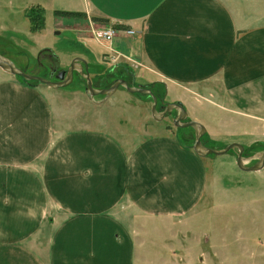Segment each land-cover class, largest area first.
Masks as SVG:
<instances>
[{"label": "crops", "instance_id": "0c3cea01", "mask_svg": "<svg viewBox=\"0 0 264 264\" xmlns=\"http://www.w3.org/2000/svg\"><path fill=\"white\" fill-rule=\"evenodd\" d=\"M14 3L26 8L34 36L47 32V11L76 13L55 14V34L105 50L101 65L74 54L88 71L94 67L93 79L118 70L135 85L164 88L165 99L172 88L170 102L211 101L245 120V132L264 130V11L257 0ZM32 13L42 29H32ZM102 25L134 33L118 32L104 44L92 34ZM62 113L48 90L0 69V264H135L143 223L189 213L203 197L205 158L173 132L141 131L134 143L118 137L125 130L63 131L56 122Z\"/></svg>", "mask_w": 264, "mask_h": 264}, {"label": "rangeland", "instance_id": "374dc122", "mask_svg": "<svg viewBox=\"0 0 264 264\" xmlns=\"http://www.w3.org/2000/svg\"><path fill=\"white\" fill-rule=\"evenodd\" d=\"M257 1L264 11V0ZM25 11L26 8L18 6L14 0H0V54L19 68L55 80L56 72L72 65L74 54L85 55L92 63L97 61L95 64L101 65L98 57L104 49L96 44L87 48L72 33L55 34L54 15H58L57 12L47 11V32L34 36ZM89 71L97 89L111 86L115 78L121 76H126L130 85L138 86L132 83L131 76L118 70L100 79H93V66ZM36 86L48 90L59 112H63L56 121L60 130H125L124 134H117L118 137L125 142L130 138L134 143L138 142L141 131H148L149 135L173 132L188 149L195 143L192 128L174 125L177 111L161 120L153 117L154 102L150 96L130 93L121 87L114 94L112 103L104 104L108 98H90L86 80L78 73L65 88L53 89L39 83ZM153 91L157 97L165 96L164 88L156 87ZM172 91L171 88L166 103H175L170 102L175 99ZM182 103L188 111L189 121L206 126L207 133L202 138L206 146L222 149L240 143L245 147L248 166L258 162L257 155L264 151V130L252 127L256 133L245 132L251 129L245 120L217 108L211 101L186 99ZM157 109L162 112L160 102ZM237 152L205 158L207 186L191 212L140 226L136 232L135 264H264V169L257 172L241 170L237 166ZM43 257L47 258L46 255Z\"/></svg>", "mask_w": 264, "mask_h": 264}, {"label": "water", "instance_id": "95a60500", "mask_svg": "<svg viewBox=\"0 0 264 264\" xmlns=\"http://www.w3.org/2000/svg\"><path fill=\"white\" fill-rule=\"evenodd\" d=\"M0 69H2L7 74L21 77L27 82H36L53 89H60L69 86L74 81L75 73H78L86 80V91L90 98H94L95 96H104L105 98H110L121 87L130 93L150 96L154 102L152 112L153 117L156 120L163 119L167 114L175 110L178 112V115L175 117L174 125L180 128H192L195 131V143L192 146V149L200 157L206 158L211 155L222 156L231 151H238L237 166L241 170L246 172H257L264 169V151L257 155L258 162L254 166H248L249 162H247V159L244 157L245 147L240 143H232L222 149H215L206 146L202 141L203 136L207 133L206 126L194 120L189 121L188 111L182 102L167 103L165 110L163 112H159L157 109L158 97L153 91L154 85H151V87L144 85L134 86L130 85L126 79H118L107 88L97 89L93 85L87 68V63L82 58H75L72 62V65L67 70H62L57 74L55 80L29 74L2 54H0Z\"/></svg>", "mask_w": 264, "mask_h": 264}, {"label": "built area", "instance_id": "2783aa9c", "mask_svg": "<svg viewBox=\"0 0 264 264\" xmlns=\"http://www.w3.org/2000/svg\"><path fill=\"white\" fill-rule=\"evenodd\" d=\"M125 32L127 34H133L134 31L129 30V29H118L113 26H107V25H102L98 28H95L92 32L93 38L104 44H111L114 40V38L117 36L118 32Z\"/></svg>", "mask_w": 264, "mask_h": 264}, {"label": "trees", "instance_id": "16d2710c", "mask_svg": "<svg viewBox=\"0 0 264 264\" xmlns=\"http://www.w3.org/2000/svg\"><path fill=\"white\" fill-rule=\"evenodd\" d=\"M57 14H58V15H77L76 13H73V12H60V11H57ZM78 15H80V14L78 13ZM29 17H30V19H31V22H32V29H33L34 31L43 28V26H44V25H43V19H42V21H40L39 19H37V17L34 16V13H32L31 16H29ZM95 19H97V20H101V21H103V22H108V20H105V19H102V18H95ZM38 23H39V24H38ZM43 51H47V50H43ZM50 52H51V50H50ZM56 58H57V57H56ZM19 79L22 80L23 82L29 84V85H34V86H36V85L38 84V83H36V82H27V81H25V80H24L23 78H21V77H19ZM179 139H180V138H179ZM180 142H181V144H182L183 147L188 148L187 146L184 145V142H183L182 139H180Z\"/></svg>", "mask_w": 264, "mask_h": 264}, {"label": "flooded vegetation", "instance_id": "af4514ba", "mask_svg": "<svg viewBox=\"0 0 264 264\" xmlns=\"http://www.w3.org/2000/svg\"><path fill=\"white\" fill-rule=\"evenodd\" d=\"M54 72H56V71H54ZM55 76H57V72H56V75ZM155 89V88H154ZM160 99V100H159ZM160 102V104H161V109H162V112L165 110V108H166V102H165V96H162V97H158V103ZM176 117H177V115H176ZM174 120H175V117H174Z\"/></svg>", "mask_w": 264, "mask_h": 264}]
</instances>
